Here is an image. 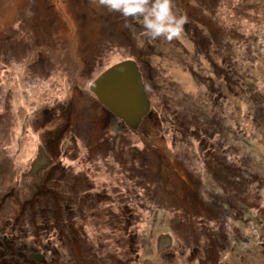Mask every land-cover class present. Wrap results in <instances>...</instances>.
Segmentation results:
<instances>
[{
    "label": "rangeland",
    "instance_id": "374dc122",
    "mask_svg": "<svg viewBox=\"0 0 264 264\" xmlns=\"http://www.w3.org/2000/svg\"><path fill=\"white\" fill-rule=\"evenodd\" d=\"M186 3L212 32L202 29L198 44L194 24L170 42L153 41L141 24L127 18L126 26L99 0H0V232L16 229L23 243L56 254L64 245L49 230L36 235L71 220L62 221L64 208L53 201L58 191L46 197L54 205L46 204L41 218L14 221L26 189L37 193L34 182L44 178L38 162L31 164L39 148L46 150L36 127L46 121V107L70 98L71 83L94 103L91 83L132 58L140 61L151 117L138 130L118 120L124 134L109 168L66 133L64 175L71 190L78 188L67 217L75 216L79 242L66 243L62 258L81 251V264H264V0L174 5L182 10ZM44 57L48 79L36 80L27 64L32 70ZM177 116L186 122L182 133ZM146 143L156 149L154 161L135 176L126 171L127 154ZM184 174L197 180L191 207L174 200L182 198ZM14 191L17 197L4 200Z\"/></svg>",
    "mask_w": 264,
    "mask_h": 264
},
{
    "label": "flooded vegetation",
    "instance_id": "af4514ba",
    "mask_svg": "<svg viewBox=\"0 0 264 264\" xmlns=\"http://www.w3.org/2000/svg\"><path fill=\"white\" fill-rule=\"evenodd\" d=\"M22 59L29 60L26 55H24ZM40 62H42V68L41 70L39 68L38 71H41L42 75L47 78L49 76L48 62L46 63V60L44 58H40L37 64V68L39 67ZM30 64L31 63L27 64V71L29 70L30 72H32L33 69L30 70ZM71 92L72 95L67 101L55 102L51 106L46 107L43 111L47 119L42 125L37 126L36 128L37 131L40 132V136H43V146L46 147V150L43 149L42 152L39 148L37 156L33 162H38L37 169H42V177L44 178L42 181L36 180L34 182V186L38 188L37 193H34L30 196L28 194L32 192V189L30 187L26 189L28 193L27 197L22 200L20 214L14 219L15 222H20L25 217L28 218L30 211L34 207L37 208L40 205L42 210L41 212H47V208H45L44 206L46 204H54L52 203L50 198L46 197L53 191H58L59 197H57L53 201L60 207L61 211L64 208L65 213L62 211L63 213L61 215L62 221L66 219L71 220H66L69 221V223L62 225L61 229L58 230L53 229L50 231L49 226H45V228L37 230L36 235L38 233V235L41 236L43 232L49 230L48 235H52V237L55 238L56 235H58L64 245L58 247L56 251L57 254L53 252L50 247L48 248L47 245L43 248H40V250L35 249L32 246H28L25 243L23 244L24 246H7L11 255L13 254L12 257H19L16 255L18 253L20 254V257H23L26 262L30 261L33 264H81V251L78 253H74V260H72V256L68 254L66 259L64 258V256L62 258V255H66L63 249L65 247H68V243L73 242L75 244H78L79 242V232L76 229V223L72 221L74 220L75 216L67 217L74 214L71 206L73 204V201H76V197H74V194H72V192L75 193V195H78V188L76 187L75 190H71L70 187L72 185L68 184V173L64 175L65 167L62 163V157L66 149L65 147L62 148V145L64 140H66V133H71L75 140H77L78 138L80 141H86L87 151L93 153L92 148H94L95 152L100 154L96 155V157H100L103 166L108 169V158L112 157V149L114 147V144L116 145L115 141H117V138L115 136H118V134L114 135V128L116 126L117 131L118 129L120 130L121 127L125 128V126L119 125V118L105 106H103V104L96 101L92 103L90 102V100H86L78 85H75L74 90H71ZM29 128L32 129L33 132V125L29 124ZM26 129L28 130V128ZM123 139L124 138L122 137L121 142H123ZM54 147H56V150L54 149ZM137 160L138 161L136 162H141L143 158H139ZM216 160L218 159L216 158ZM127 161L128 159H126V164ZM30 167L31 169L33 168L32 165ZM31 171L32 170H29V172ZM38 178L39 176L37 177V179ZM183 179H185V182L182 181L181 184L182 189L185 190L184 192H181V194L184 195V202L191 207L196 203L193 196H197V180L193 177L192 179H189V181H187L188 178L185 174L183 175ZM190 188L191 192H189ZM41 192H43L44 195H42ZM17 194L18 193L14 191L8 196L14 198L17 197ZM44 199H46L45 202H43ZM174 200L178 202L176 196ZM49 202H51V204ZM218 204L223 206L225 205L224 196L221 197V200L218 201ZM0 209H2V205H0ZM225 209H227V207H225ZM68 210L70 211V213H67ZM35 216H38V214L36 213ZM63 217L65 219H63ZM8 239H12L14 242H17V239L21 240V235L17 233L16 229H13V231L10 233L1 230L0 249L5 248L4 243ZM6 253L7 252L0 253V261L3 259V257H5L4 255Z\"/></svg>",
    "mask_w": 264,
    "mask_h": 264
},
{
    "label": "water",
    "instance_id": "95a60500",
    "mask_svg": "<svg viewBox=\"0 0 264 264\" xmlns=\"http://www.w3.org/2000/svg\"><path fill=\"white\" fill-rule=\"evenodd\" d=\"M90 90L133 130L139 129L150 112L151 100L135 59H124L107 68L91 83Z\"/></svg>",
    "mask_w": 264,
    "mask_h": 264
},
{
    "label": "clouds",
    "instance_id": "9594fccd",
    "mask_svg": "<svg viewBox=\"0 0 264 264\" xmlns=\"http://www.w3.org/2000/svg\"><path fill=\"white\" fill-rule=\"evenodd\" d=\"M110 12L131 18L141 24L142 35L150 40L172 41L178 37L186 17L174 9L173 0H99Z\"/></svg>",
    "mask_w": 264,
    "mask_h": 264
},
{
    "label": "trees",
    "instance_id": "16d2710c",
    "mask_svg": "<svg viewBox=\"0 0 264 264\" xmlns=\"http://www.w3.org/2000/svg\"><path fill=\"white\" fill-rule=\"evenodd\" d=\"M177 0H173V3L175 4V2H176ZM182 1V0H181ZM56 8V7H55ZM174 9L178 12V14H182V15H184L185 17H186V23L184 24V26H183V30L184 31H186V33H188V32H190L191 31V26H192V24H194V35L192 36V38H191V40L193 41H195L197 44L199 43L198 41H197V39H196V37H198V38H201V36L203 35V31H202V29L204 30V31H206L207 29L209 30V32H211V30L207 27V25L206 24H204L202 21H201V18H202V15H201V13L199 14V16L198 17H196V15H197V13L196 12H194V11H192L190 8H189V6H188V3H186L185 4V7L182 9V10H177V8H176V6L174 5ZM190 10V11H192L191 12V14L190 13H188V11L187 10ZM57 13V12H56ZM59 15H60V13H58ZM187 18H188V20H187ZM41 30L42 31H46V30H44V28H41ZM47 32V31H46ZM210 34H212V32L210 33ZM204 36V35H203ZM212 40H214V37H213V39ZM193 41V42H194ZM194 42V43H195ZM196 45V44H195ZM44 59L46 60V63L48 62V59H46L45 57H44ZM137 61V60H136ZM139 63H140V61H139ZM138 63V64H139ZM139 66H141V65H139ZM40 68V70H41V68H42V62H40L39 63V67L37 68H32L33 69V71H35V73H34V76H36L35 77V79L36 80H39L40 78H44V79H48V77L46 78L45 76H43L42 75V72L41 71H38V69ZM48 69H49V65H48ZM43 76V77H42ZM76 81L75 82H73V83H71L72 85H71V90H74V88H75V85H76ZM81 89V88H80ZM76 93H78V92H76ZM89 94V93H88ZM83 95L85 96V98H86V100H88L89 101V95H87V93L85 92V91H83ZM91 95V94H90ZM92 96V95H91ZM95 100H96V102H100L98 99H97V97L95 96V95H93L92 96ZM93 101V100H92ZM93 102H95V101H93ZM104 106V105H103ZM166 111H168V110H166ZM170 116V115H169ZM150 118L151 117V115H148L147 116V118ZM180 117L181 116H177L176 118H175V120H178L179 121V127H180V129L179 130H181V133L183 132V131H186V127H185V124H186V122L184 121V120H182V121H180ZM120 119V118H119ZM172 119V118H171ZM174 119H172L171 121H172V123H174V121H175ZM119 121H121L124 125H125V123L120 119ZM126 127H127V125H125ZM187 126H189V123L187 124ZM123 131V132H122ZM116 132V134H118V136H120L121 134L123 135L124 134V128H122L121 127V129L120 130H118V131H115ZM205 132H208L207 130L205 131ZM118 136H115L116 138L118 137ZM206 144V143H205ZM151 146V147H150ZM213 146V145H212ZM212 146H210V147H212ZM155 152H156V149L155 148H153V146L150 144V145H148L147 143L145 144V146H144V148L143 149H141V151H140V153H136V154H134V153H129L130 154V158H129V155L127 154V156H128V161H127V163H129V166H127V169H126V171H132V173L135 175V176H139L142 172L144 173V174H147V171H145L144 170V166H148V165H146V163L147 162H151L150 161V159L151 160H153L154 161V157H151L150 155L152 154L153 156L155 155ZM142 159L143 158V160L140 162L139 161V167H135V166H133V163L135 162V161H138V160H136V159ZM213 159L214 160H216V157H214L213 156ZM163 166V165H162ZM164 167V166H163ZM126 168V167H125ZM162 171V170H161ZM137 172H139V173H137ZM139 174V175H138ZM150 174H152V173H150ZM144 176V175H143ZM176 177V176H175ZM72 181H71V183H73V179H71ZM144 181V180H143ZM173 183H170V186L172 185ZM182 185V184H181ZM182 187V186H181ZM182 189V188H181ZM175 196V195H174ZM182 198L181 199H179V197L178 196H176V198L180 201H182V200H184L185 198H184V195H182L181 196ZM132 239V238H131ZM133 240V239H132ZM24 243L21 241V240H18L17 239V242H14L12 239H8L5 243H4V245H5V248H1L0 249V253H2V252H7L4 256L5 257H3V259L0 261V264H33V263H31L30 261H28V262H26L25 260H24V258L23 257H20V254H16L17 256H19V257H12L13 256V254L11 255V253L9 252V249H8V247L7 246H14V245H23ZM24 246V245H23ZM42 248V247H41ZM15 254V253H14ZM6 255H8V256H6ZM15 255V256H16Z\"/></svg>",
    "mask_w": 264,
    "mask_h": 264
},
{
    "label": "bare ground",
    "instance_id": "6f19581e",
    "mask_svg": "<svg viewBox=\"0 0 264 264\" xmlns=\"http://www.w3.org/2000/svg\"><path fill=\"white\" fill-rule=\"evenodd\" d=\"M141 70V69H140ZM141 73H142V71H141ZM143 76V75H142ZM80 143H82L83 144V146H85L86 144H87V142L86 141H80ZM54 149L56 150V147H54ZM94 150V148H92V152H95V150ZM33 163H35V162H33L32 161V163L31 164H33ZM88 179L89 178H86V180H85V183L88 181ZM80 181H81V179H80ZM184 182H185V180H183ZM182 182V181H181ZM82 183H84V182H82ZM7 198H9V196L7 195L6 197H5V200L7 199ZM225 199H226V197H224ZM2 203H0V205H1ZM41 206V205H40ZM34 207L31 211H30V214H31V216H32V220H34V222L38 219V217H40L41 218V216H40V211H42L41 210V207ZM34 212V213H33ZM38 214V216H35V214ZM32 214H34V215H32ZM40 230V229H39Z\"/></svg>",
    "mask_w": 264,
    "mask_h": 264
}]
</instances>
